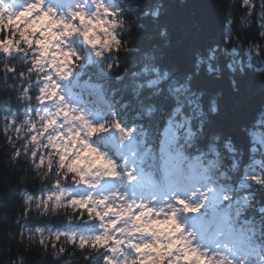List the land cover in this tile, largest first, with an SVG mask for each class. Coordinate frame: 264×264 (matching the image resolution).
<instances>
[{"label": "trees", "instance_id": "trees-1", "mask_svg": "<svg viewBox=\"0 0 264 264\" xmlns=\"http://www.w3.org/2000/svg\"><path fill=\"white\" fill-rule=\"evenodd\" d=\"M4 3L0 0V8ZM190 4V0L121 4L127 30L116 36L121 45L116 57L107 63L99 58L89 60L79 77L73 78L77 83L67 87V95L70 100L85 96L97 111L111 113L92 121L106 128L93 139L106 138L97 146L118 163L124 162L129 146L111 145L117 124L135 130L133 153L158 160L165 150L170 153L173 146H183L188 167L195 172L213 169L217 183L234 193L232 201L213 209L223 208L230 226L251 247L264 252V183L250 179L264 181V152L254 138L264 134V16L260 15L264 5L261 0H252L254 6L232 0L219 41L208 43L192 20ZM164 29L167 34L161 35ZM9 38L13 42L18 38L13 24L0 28V40ZM16 57V53L8 56L7 68L0 60V264H107V249H81L80 236L75 243L64 236L59 241L53 238L56 233L82 229V237L91 239L98 218L86 212L81 215L71 206L53 211L52 201L47 210L43 203L36 207V198L46 200L57 191L52 177L59 157L53 158L48 177L41 179L38 172L46 171L47 164L40 170L35 164L39 156L54 150H39L35 160L22 151L35 132L24 135L17 130L24 120L40 128L38 112L43 114L45 109L37 96L44 81H37L35 71L25 79L23 74L32 61L25 65ZM30 82L29 96L21 103L18 94ZM16 150H21L18 158L14 157ZM61 182L72 194L67 199L83 195L82 183L72 180L71 174ZM29 194L33 196L30 204L26 203ZM45 236L49 237L47 248L41 244ZM61 246L65 251L57 255L56 248Z\"/></svg>", "mask_w": 264, "mask_h": 264}, {"label": "clouds", "instance_id": "clouds-1", "mask_svg": "<svg viewBox=\"0 0 264 264\" xmlns=\"http://www.w3.org/2000/svg\"><path fill=\"white\" fill-rule=\"evenodd\" d=\"M12 2L16 7L29 5L25 12L31 14L21 18L25 23H30L33 17L44 16L47 13L45 27L34 37L41 41L40 44H29L28 37H32V32H28L26 36L23 32L19 33L15 42L6 40L0 43V53L6 54L0 56V60H3L6 68L8 56L16 53L19 63L27 65L29 59L32 61L28 71L23 74L25 79H29L33 71L37 72L38 76L44 73L41 77L44 83L37 100L45 110L43 114L38 112V122L43 121L47 125L56 117L63 120L61 124H53L54 131L48 137L49 144L55 145V151L49 152L47 156L42 155L41 162L35 164L37 170L47 164L46 171L38 172L40 178L48 177L55 156L67 154L71 158L65 162V166L71 167L72 180L77 184L99 182V178H111V182L117 185L123 181L121 195L111 198L114 203H107L109 197L103 199L106 205L105 215L116 217L115 220L107 221L109 227L105 228V235L110 233L111 227L120 223L121 227L117 229V233L122 239L128 240L125 247H121L119 243L115 245L113 252L123 257L122 260L116 258L120 264H124L125 261L131 264L130 257L133 254L137 255V249L132 247L134 240L138 241V247L148 245L143 248L141 253L143 259L140 264H254L251 257L246 255L247 250L242 249L228 231L224 230L221 236H217L214 232L204 231L194 224L198 214L192 211L193 208L210 209L214 204L223 206L225 201H232L234 193L217 183L213 169L205 168L194 172L186 164L187 155L183 146L180 148L173 146L170 153L162 155L158 160L132 153L131 158L124 163H118L109 156L107 150H101L97 146L99 140L106 138L93 139L99 133L91 132L94 127L92 120L104 119L111 113L97 111L94 102L86 100L85 96L73 100L66 98L67 87L77 83L73 78L79 77L89 60L99 58L107 63L116 57V50L121 47L116 36L127 30L119 6L131 3V0H12ZM261 2L264 5V0ZM244 3L250 5L252 0H244ZM110 9L115 10V14ZM261 14L264 15V12ZM247 15L250 16V8ZM15 16L16 14L10 12L8 7L0 8V28L11 27L10 18ZM100 18L106 23L102 27H96L94 22ZM166 34V29L161 31V35ZM261 35L264 36V32ZM236 43L239 44L240 41L237 40ZM41 49L46 51L47 55L38 51ZM123 49H127L126 40ZM36 60H40L41 63L37 65ZM10 70H14V67ZM29 87L31 82L18 94L17 98L21 103L29 96ZM84 91L89 92L88 89ZM77 104L83 106L78 107ZM25 126L28 130H25ZM115 127L124 141L132 139L134 129L126 130L116 125ZM59 128H64L67 135L60 132L59 139H54ZM18 130L27 135L31 130L29 120H24ZM33 141L39 150L48 146L41 145L39 137H34ZM33 141H27L25 145ZM85 141L88 144H85ZM88 145H91V148H88ZM86 149L82 160L74 164L75 157ZM56 163V172L52 178L56 180L57 191L46 200L36 198L37 208L43 203L44 209L47 210L49 201L53 202V211L67 206L72 207V199H67L72 194L61 182L68 176V171L62 174L60 160L58 159ZM145 171L152 175L151 187H144L141 183ZM250 179L264 183L259 177ZM28 197H31L32 201L33 196L29 194ZM115 200H119V203H115ZM137 208L140 209L139 212H136Z\"/></svg>", "mask_w": 264, "mask_h": 264}, {"label": "snow or ice", "instance_id": "snow-or-ice-1", "mask_svg": "<svg viewBox=\"0 0 264 264\" xmlns=\"http://www.w3.org/2000/svg\"><path fill=\"white\" fill-rule=\"evenodd\" d=\"M243 3H244V0H243ZM244 5H249V4L244 3ZM249 6H254V5L251 3ZM30 14L31 13H26L25 11L19 12L18 14H16V16L14 18H10L11 26H12L13 22H16L17 27L15 28V31L18 34L23 32L26 36L28 32H32V34H33L32 37H28V42L30 45L31 44H40L41 41L34 39V37L36 36V34L40 33L42 31V29L45 27L47 13H45L44 16L35 17V19H32L30 23H25V21L22 20L21 18L24 17L25 15H30ZM250 15H251V8H250ZM260 15L264 16L262 14H260ZM90 23H92V22L90 21ZM105 23L106 22L104 21L103 18L97 19L94 22L96 27H102ZM21 24L24 25L23 28L20 27ZM8 40L13 41L11 38H9ZM38 51H41L43 55H47V52L43 51L42 49L38 50ZM35 63L37 65H39L41 63V61L36 60ZM40 74H42V75L37 76L38 82L43 80V79H41V77L44 75V73H40ZM30 88L31 87H29L28 91H30ZM41 88H40V90H41ZM40 90H39V95L37 97L40 96ZM38 103H39V101H38ZM53 115H54V113H53ZM54 123L55 124H61V123H63V120L61 119V117H56L55 120L50 121L47 125H45L44 122L41 121L40 128H37L36 123H33L32 121L29 120V125L31 126V130L28 131V133H31L34 131L35 134L31 135L30 139H28V141H33L34 137H39V142L41 145H45V144L48 145L44 149L51 148L55 151V145L49 144V142H48L49 134L54 131L53 130V124ZM116 126L118 128L120 127L119 124H117ZM26 130H28V129L26 128ZM17 131L19 132L20 130H17ZM105 131H106V128L103 124H101L98 127H93L91 129V132L93 134L102 133ZM60 132H65V129L59 128L56 135L53 138L59 139V133ZM45 133L47 134V136H45ZM65 135H67L66 132H65ZM42 140H44L46 142L41 143ZM9 143H12V142L9 141ZM85 144H88V142L85 141ZM29 145L32 146V150L30 152L28 151ZM26 148H27V150H26ZM88 148H91V145H88ZM22 151L25 155H30L35 160L37 158V152L39 151V149L36 148L35 142L33 141V143H30L28 145H24ZM86 152H87V149L85 150V152H82L80 155H77L75 157V160H73V163L75 164L76 161L82 160V157H83V155L86 154ZM20 156H21V150H16L14 152V157L18 158ZM70 158L71 157H69L67 154H65L63 156H59L60 170H61L62 174L64 171H68V175L71 174V176H72L73 173H72L71 167L65 166V162ZM40 162H41V156H39V163ZM67 178H68V176L65 177V179H67ZM30 201H31V197L26 198V203L30 204ZM181 203H183V201H181ZM108 204H112V203H108ZM101 205H104V207L101 208L100 207ZM72 207L74 209H76L77 211H79L81 213V215H83L86 212L89 217L91 216V218H93V219L98 218L100 221H105V220L108 221V220H115L116 219V217H113L111 215H107V216L105 215L106 205H105V202L103 199H101L99 201V203L97 204L96 201L92 200L91 198H88V199L74 198V199H72ZM113 207H115V204H113ZM108 211L110 212L111 210L108 209ZM139 211H140V209L137 208L136 212H139ZM192 211L198 214L194 220V224L204 231H213L216 229H223L226 231L231 230L230 227L228 226V221L230 218L228 217V215L226 213H224L220 210L204 209V211L201 212L200 208H193ZM103 227L105 229V228L109 227V225H107V223H105L103 225ZM120 227H121V224L116 223L114 227H111L110 233L108 235H105V232H104V234L95 235L91 239H85L83 237H80L78 246L81 249H83L85 247H90L94 250L107 249L109 251H114L116 243H119L121 245V247H123V246H125V244L128 243V240L126 238L122 239L120 234L117 233V229H119ZM37 231H43V230L37 229ZM61 236H64L66 240H71L73 243H75L77 240V235L75 233H56L53 238L55 241H59L61 239ZM48 239H49V237L45 236L43 238V240L41 241V244L45 248L48 247V244L46 243L48 241ZM132 247L137 249V255H136L135 259H132L131 264H140V261L143 259V257L141 256L143 248L148 247V245H143V246L138 247V242H132ZM64 251H65V249L62 246L59 248H56V254L57 255H59L60 253H63ZM107 264H120V261L115 260V259H108ZM124 264H129V262L125 261Z\"/></svg>", "mask_w": 264, "mask_h": 264}, {"label": "rangeland", "instance_id": "rangeland-1", "mask_svg": "<svg viewBox=\"0 0 264 264\" xmlns=\"http://www.w3.org/2000/svg\"><path fill=\"white\" fill-rule=\"evenodd\" d=\"M28 6L29 5L24 4L22 7H16L15 5H13L12 0H5L4 6H2V8L8 7V10L10 12L18 14L21 11H25ZM110 11H111V9H110ZM33 19H35V17H33ZM13 25L15 26V28L17 27L16 22H13ZM20 27L23 28L24 25L21 24ZM0 43H3V41L0 40ZM66 98L68 100H70L68 95L66 96ZM93 126L96 127L95 125H93ZM115 130H116V132L110 140L112 145H113L112 140H113V138H115L116 133L119 131L117 128ZM254 138H255V141L257 142L258 147L261 149V152H264V134L257 133V134H255ZM118 145H121V146L125 147L126 149H127V146H129L128 147V153H127V156L125 157L124 161L131 158L132 153H133L132 147L134 146L133 139H131L130 141H124L123 138L121 137V139L116 144H114L113 147H117ZM166 152H167V150L164 151V154H166ZM133 175H135V173ZM141 183L144 187H151V185L153 183L152 177L149 176L146 172H144V174L142 175V178H141ZM82 186H83L84 192H83V195L79 199L91 198L92 200L97 201V200L104 199L105 197H109L110 199H108L107 203H114V200L111 198L112 197H118L119 195H121V189L123 187V181H121L120 185H117V184H113L111 182V178H99V182L93 181L91 184H83L82 183ZM115 203H119V200H115ZM215 205L218 206V204H214L211 206L210 210H212ZM100 207L103 208V206H100ZM201 212H203V208L201 209ZM105 223H107V220L100 221L99 226H96L97 229L95 230L94 235H92L93 237L95 235L104 234L105 229H104L103 225ZM228 226L231 229L228 232L232 236L233 240L242 249L247 250L246 255L251 257L254 264H264V252L262 251L263 249L260 247H255V248L251 247L248 244L247 239L241 233L237 232L233 226H230L229 223H228ZM223 231H224L223 229H216V230H213L212 232H214L215 235H217V236H221ZM72 233H75L77 236H80V237H82V235H83L82 229L72 230ZM133 242H138V241L134 240ZM123 247H125V246H123ZM117 257H119V260L123 259L122 256H119V253H114L113 251H110V255L108 256L109 259H115L116 260ZM135 258H136V255L133 254L130 257V260L135 259Z\"/></svg>", "mask_w": 264, "mask_h": 264}, {"label": "water", "instance_id": "water-1", "mask_svg": "<svg viewBox=\"0 0 264 264\" xmlns=\"http://www.w3.org/2000/svg\"><path fill=\"white\" fill-rule=\"evenodd\" d=\"M232 0H190L192 20L208 43L219 41L230 10ZM121 139L118 131L113 138V145Z\"/></svg>", "mask_w": 264, "mask_h": 264}]
</instances>
